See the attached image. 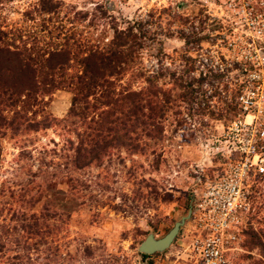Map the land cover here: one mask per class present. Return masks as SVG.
Returning a JSON list of instances; mask_svg holds the SVG:
<instances>
[{"label":"rangeland","instance_id":"rangeland-1","mask_svg":"<svg viewBox=\"0 0 264 264\" xmlns=\"http://www.w3.org/2000/svg\"><path fill=\"white\" fill-rule=\"evenodd\" d=\"M0 1L3 25L20 29L23 39L29 36L27 42L36 37L41 40L39 46L61 42L71 32L92 43L100 33L109 39L112 26L140 28L139 67L148 74L160 70L164 76L159 77L157 86L169 91L166 112L156 119L160 139L141 136L145 147L135 154L111 149L76 169L71 164L76 139L65 129L55 127L0 139V185L39 184L40 203L49 207V212L61 214L55 221L54 242L60 256L56 264H193L188 219L164 251L142 258L136 247L149 233L162 237L187 214V168L217 162L213 138L236 115L234 98L241 74L212 71L209 52L218 44L210 40L209 33L215 34L211 31L215 26L203 27L202 32L188 26L184 0H53L60 7L49 15L34 11L38 0ZM27 11H34L32 19L25 17ZM74 12L85 14V19L74 21ZM56 28H60L58 38ZM234 29V34L240 33L241 28ZM201 64L206 71H200ZM178 77L181 89L176 85ZM140 86L139 82L132 84L133 89ZM43 101L42 111L63 118L71 94L55 90ZM31 110L38 111L39 106ZM249 192V210L227 254L230 264H264L258 247L250 244L254 234L264 244V183L255 181Z\"/></svg>","mask_w":264,"mask_h":264},{"label":"trees","instance_id":"trees-1","mask_svg":"<svg viewBox=\"0 0 264 264\" xmlns=\"http://www.w3.org/2000/svg\"><path fill=\"white\" fill-rule=\"evenodd\" d=\"M59 7L57 1L38 0L34 11L49 15L57 13ZM34 11L24 12L25 17L32 19ZM85 16L74 12L73 20ZM110 28L109 39L100 33L88 43L71 32L61 42L39 46L41 40L33 37L27 42L29 36L23 39L20 29L7 28L0 18V139L55 127L65 129L76 139L71 158L76 169L90 165L111 149L139 152L145 147L141 136L160 139L156 119L164 116L170 101L169 91L157 86L164 74L160 70L148 74L139 67L138 52L143 46L140 28ZM177 81L181 89V77ZM136 82L141 86L133 89ZM60 89L70 92V107L63 118H55L42 111L41 105L44 97ZM33 106L39 110H31ZM67 141L72 147L69 138ZM28 183L32 185H0V264H56L60 257L54 241L55 221L61 214L49 212L50 208L40 203L39 184ZM250 244L258 247L264 259V244L256 234Z\"/></svg>","mask_w":264,"mask_h":264},{"label":"built area","instance_id":"built-area-1","mask_svg":"<svg viewBox=\"0 0 264 264\" xmlns=\"http://www.w3.org/2000/svg\"><path fill=\"white\" fill-rule=\"evenodd\" d=\"M199 2L207 4L209 19L227 20L231 28L209 33L218 44L209 52L212 71H238L242 80L234 98L236 115L213 138L217 162L187 168L189 252L193 264H230L227 254L249 210V189L255 181L264 183V0ZM200 71H206L204 64Z\"/></svg>","mask_w":264,"mask_h":264},{"label":"flooded vegetation","instance_id":"flooded-vegetation-1","mask_svg":"<svg viewBox=\"0 0 264 264\" xmlns=\"http://www.w3.org/2000/svg\"><path fill=\"white\" fill-rule=\"evenodd\" d=\"M184 1L186 3L183 4L182 9H184L186 12L184 14V18L188 26L198 27L197 29L195 28L196 31L198 32H202L204 30L203 27L215 26L214 27L215 29L211 31L217 34L230 33L231 28L227 20H224V19L223 20H211L208 18L210 14L208 13L209 9L207 8L208 7L207 4H203L202 2H199L200 0H195L196 2L192 1L191 3H190V0H184Z\"/></svg>","mask_w":264,"mask_h":264},{"label":"water","instance_id":"water-1","mask_svg":"<svg viewBox=\"0 0 264 264\" xmlns=\"http://www.w3.org/2000/svg\"><path fill=\"white\" fill-rule=\"evenodd\" d=\"M189 212L184 217L173 223L171 228L160 238H154L152 234H147L145 238L137 245L136 251L139 254L151 255L156 252H162L169 247L180 227L188 219Z\"/></svg>","mask_w":264,"mask_h":264}]
</instances>
